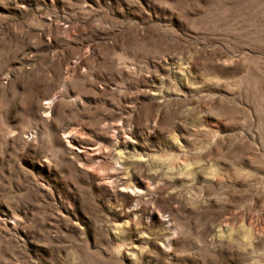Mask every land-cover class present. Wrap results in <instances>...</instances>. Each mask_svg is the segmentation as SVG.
<instances>
[{"label": "rangeland", "instance_id": "1", "mask_svg": "<svg viewBox=\"0 0 264 264\" xmlns=\"http://www.w3.org/2000/svg\"><path fill=\"white\" fill-rule=\"evenodd\" d=\"M0 264H264V0H0Z\"/></svg>", "mask_w": 264, "mask_h": 264}]
</instances>
